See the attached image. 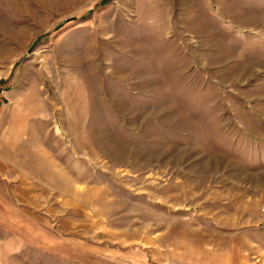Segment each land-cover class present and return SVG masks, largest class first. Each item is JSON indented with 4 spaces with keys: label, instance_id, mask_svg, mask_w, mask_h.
Listing matches in <instances>:
<instances>
[{
    "label": "rangeland",
    "instance_id": "1",
    "mask_svg": "<svg viewBox=\"0 0 264 264\" xmlns=\"http://www.w3.org/2000/svg\"><path fill=\"white\" fill-rule=\"evenodd\" d=\"M0 264H264V0H0Z\"/></svg>",
    "mask_w": 264,
    "mask_h": 264
}]
</instances>
